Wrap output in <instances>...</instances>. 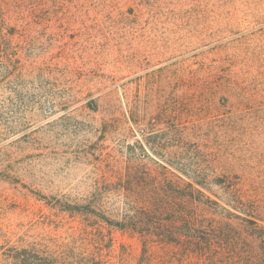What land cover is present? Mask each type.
Instances as JSON below:
<instances>
[{"label":"rangeland","instance_id":"1","mask_svg":"<svg viewBox=\"0 0 264 264\" xmlns=\"http://www.w3.org/2000/svg\"><path fill=\"white\" fill-rule=\"evenodd\" d=\"M0 1L21 68L0 79V264L17 241L78 247L82 263L207 264L49 205L99 179L172 194L180 214L193 178L264 223V0Z\"/></svg>","mask_w":264,"mask_h":264},{"label":"trees","instance_id":"2","mask_svg":"<svg viewBox=\"0 0 264 264\" xmlns=\"http://www.w3.org/2000/svg\"><path fill=\"white\" fill-rule=\"evenodd\" d=\"M14 9L13 13L19 17L26 7L17 2ZM9 17H5L3 3L0 1L1 80L13 74L17 77L21 76L20 67L14 68L6 65L7 53L3 51L5 46H10V42L6 41L1 33L6 29L4 22L10 21ZM16 52L13 50L11 55L16 57ZM9 67L13 72L8 70ZM134 124L138 125L135 120ZM156 156L162 160L160 156ZM165 161L167 165H171L168 160ZM189 179L192 184H188L189 192L184 197L187 201V211L180 214L172 209V202L168 201V198H172L169 195L172 194L160 193L158 190L148 192V194L131 192L128 189L121 190V188H126L127 183L121 186L104 179L102 182L99 179L94 183L88 194L89 198L86 200L68 204L61 199L51 197L53 202L49 205L62 212L89 216L93 221V224L89 226L92 230L97 224H105L115 230L137 234L141 237H147L144 234L156 236L161 239L162 244H179L191 252L195 251L200 254V257H205L207 264H264V223L258 219L254 220V216H251L254 212L244 214L245 217L240 215L241 210L232 206V203L238 204L242 201L236 196V192H233L234 196L232 195L233 202H225L218 198L212 200L206 195L204 188H201L202 184L193 178ZM169 214L172 216L170 215L168 220ZM178 220H181L185 229L182 234L173 231L178 225ZM176 234L184 239L177 237ZM215 241L225 242L228 252L226 258H209V251L215 248ZM7 246V252L2 257H5L10 264H92L96 259H87V263H82L80 256L73 253L79 250L75 246V250L66 246H53L49 249L36 241H17Z\"/></svg>","mask_w":264,"mask_h":264}]
</instances>
